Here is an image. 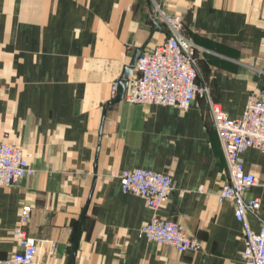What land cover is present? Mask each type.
Segmentation results:
<instances>
[{"label": "crops", "instance_id": "1", "mask_svg": "<svg viewBox=\"0 0 264 264\" xmlns=\"http://www.w3.org/2000/svg\"><path fill=\"white\" fill-rule=\"evenodd\" d=\"M158 6L183 16L209 90L187 110L113 96L137 50L166 39L151 20ZM259 88L264 0H0V139L18 144L36 171L0 187V258L19 250L14 229L29 204L25 230L52 264H245L242 225L220 199L229 175L210 101L238 119ZM244 158L264 178V152ZM131 168L172 175L175 190L157 212L123 190L119 174ZM251 197L264 220V186ZM155 213L202 249L142 237ZM249 222L260 230L261 220Z\"/></svg>", "mask_w": 264, "mask_h": 264}, {"label": "built area", "instance_id": "2", "mask_svg": "<svg viewBox=\"0 0 264 264\" xmlns=\"http://www.w3.org/2000/svg\"><path fill=\"white\" fill-rule=\"evenodd\" d=\"M151 20L166 31V39L155 47L144 48L127 79L124 99L134 104H161L187 110L198 96H208L207 86L199 82L196 46L183 35V16L168 14L160 6L151 13ZM120 82L113 85V96L118 94ZM216 131L220 137L229 175L220 199L230 201L235 207L237 220L242 225L245 248L241 258L245 264H264V220L261 218L262 201L248 198L255 186H264L260 179L245 169L244 154L249 148L264 152V89L253 90L241 118L232 119L217 102L210 101ZM31 166L22 148L16 143L0 139V187H11L21 180L33 177ZM122 188L145 199L157 212L175 190L173 177L168 172L143 168L122 170L119 174ZM32 206L23 204L20 223L14 229L19 250L0 264H52L41 255L39 241L28 235L25 226ZM249 215L262 221L259 231L249 222ZM140 235L160 245H169L180 252L200 251L201 242L188 235L183 226L155 213L140 228ZM55 251L50 246L49 254Z\"/></svg>", "mask_w": 264, "mask_h": 264}, {"label": "water", "instance_id": "3", "mask_svg": "<svg viewBox=\"0 0 264 264\" xmlns=\"http://www.w3.org/2000/svg\"><path fill=\"white\" fill-rule=\"evenodd\" d=\"M155 27H159L158 24L155 25ZM143 47L139 48L131 62V64L129 66L126 67L122 80L120 81V86H119V97H123L125 94V90H126V86H127V79L129 78V76L132 74L133 71V66L136 64V61L138 59V57L141 55L142 51H143Z\"/></svg>", "mask_w": 264, "mask_h": 264}]
</instances>
